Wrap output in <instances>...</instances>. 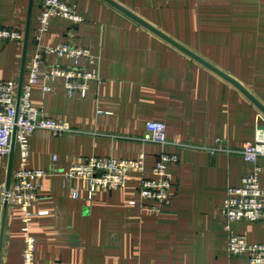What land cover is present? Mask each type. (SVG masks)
Masks as SVG:
<instances>
[{
	"label": "crops",
	"instance_id": "0c3cea01",
	"mask_svg": "<svg viewBox=\"0 0 264 264\" xmlns=\"http://www.w3.org/2000/svg\"><path fill=\"white\" fill-rule=\"evenodd\" d=\"M43 0H0V27L23 33L22 41L0 40V81H27L36 49ZM83 22L53 16L42 46L72 44L99 58L101 81L87 95L69 98L64 80L33 87L32 104L75 130L30 137L28 167L49 169L52 158L68 168L80 157L136 159L145 155L146 178L162 152L178 155L170 165V199L159 212L142 205V173H128L126 188L98 189L89 183L45 181L33 206L31 233L35 264H249L229 254V231L220 208L229 187L255 169L240 153L264 128V114L236 87L165 42L103 0H65ZM207 59L244 85L264 104V0H116ZM29 31L27 49L25 36ZM71 65V61H64ZM80 65L89 68L82 60ZM165 123L171 140L190 147L143 143L147 123ZM233 152L211 155L216 140ZM15 148L13 172L19 166ZM10 156H0V229L3 189ZM264 189V159L259 161ZM12 172V174H13ZM71 190L79 192L71 198ZM135 202V204H131ZM19 207L8 208L1 264H23L24 236ZM232 230L264 244V221L240 220Z\"/></svg>",
	"mask_w": 264,
	"mask_h": 264
},
{
	"label": "built area",
	"instance_id": "2783aa9c",
	"mask_svg": "<svg viewBox=\"0 0 264 264\" xmlns=\"http://www.w3.org/2000/svg\"><path fill=\"white\" fill-rule=\"evenodd\" d=\"M53 16L68 19L78 25L83 22L75 5L65 0H43L41 3L40 25L35 35L36 49L32 58L27 81L22 89L18 103V87L14 81H0V156L9 157L12 149V138L15 133L16 147L20 151V162L12 174L10 189H3L2 200L10 206H17L21 212L24 236L23 264H35L36 239L31 233L34 218L33 206L40 198L45 181L51 177H61L64 181L82 179L89 183V198L92 199L98 189L112 191L126 188L127 175L132 171L142 173L138 192L144 206L147 201L154 202L148 209L159 212L170 199L172 178L170 165L178 161L177 154L162 152L158 155L153 172L154 178H146L145 155L136 159H117L100 157H80L66 169L57 166L58 157L52 158L49 169H31L28 167L30 137L38 130H46L55 136L74 133L69 122L49 117L42 109L31 102L33 87L43 81L45 93L53 92L50 82L56 79L64 80L66 95L73 98L76 95L85 97L93 82H100L99 58L90 49L72 44L57 46H42L41 39L48 30L49 20ZM23 33L13 28L0 27V40L22 41ZM85 60L89 68H83L80 63ZM64 61H71L65 65ZM143 143L156 144L163 147L190 145L168 138L165 123L150 121L147 131L140 139ZM211 155L229 153L222 140L217 139L213 147L207 149ZM240 153L245 161L255 165V169L242 179L238 187H229L226 199L220 211L226 220L229 231L228 252L237 257L247 259L249 264H264V244L248 242L243 235L232 230V223L240 220L253 222L264 221V189L259 180V161L264 159V128H257L255 140L247 143ZM71 198H78L79 192L71 190ZM135 204V202H131Z\"/></svg>",
	"mask_w": 264,
	"mask_h": 264
},
{
	"label": "water",
	"instance_id": "95a60500",
	"mask_svg": "<svg viewBox=\"0 0 264 264\" xmlns=\"http://www.w3.org/2000/svg\"><path fill=\"white\" fill-rule=\"evenodd\" d=\"M113 8L117 9L127 17L134 20L136 23L140 24L165 42L169 43L182 53L186 54L188 57L196 61L197 63L201 64L205 68L209 69L211 72L215 73L225 81L232 84L234 87H236L241 93H243L263 114H264V104L257 98L255 95H253L244 85H242L237 79L232 77L230 74L226 73L207 59L203 58L199 54H197L195 51L191 50L187 46L183 45L167 33H165L160 28L156 27L152 23L148 22L129 8L125 7L121 3H119L116 0H103ZM33 3V0H31V5ZM28 36L29 31L27 30L26 36H25V51L27 49V43H28ZM23 89V82L20 81L19 88H18V103L21 97ZM16 143H15V133L13 134L12 138V149L10 153V164H9V171H8V178L6 182V190L10 189L11 180H12V172H13V159H14V153H15ZM8 208L9 203L7 200L3 202V213H2V221H1V229H0V264H1V256H2V248H3V241H4V235H5V227H6V221H7V214H8Z\"/></svg>",
	"mask_w": 264,
	"mask_h": 264
}]
</instances>
